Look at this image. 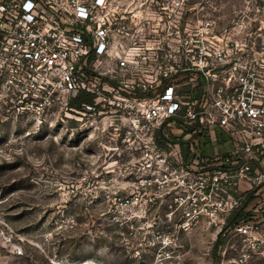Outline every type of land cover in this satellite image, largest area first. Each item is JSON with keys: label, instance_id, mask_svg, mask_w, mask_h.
<instances>
[{"label": "built area", "instance_id": "built-area-1", "mask_svg": "<svg viewBox=\"0 0 264 264\" xmlns=\"http://www.w3.org/2000/svg\"><path fill=\"white\" fill-rule=\"evenodd\" d=\"M202 0H0V103L60 112L132 173L205 219L240 259H264V11L226 18ZM89 93L91 101H71ZM215 133L224 153L203 151ZM139 173V175L137 174ZM142 181V180H141ZM173 205V204H172Z\"/></svg>", "mask_w": 264, "mask_h": 264}, {"label": "rangeland", "instance_id": "rangeland-1", "mask_svg": "<svg viewBox=\"0 0 264 264\" xmlns=\"http://www.w3.org/2000/svg\"><path fill=\"white\" fill-rule=\"evenodd\" d=\"M202 1L226 18L264 11V0ZM67 112L0 103V264H264L240 259L235 221L181 227L173 194L132 173L130 145L99 142ZM225 137L203 151L226 152Z\"/></svg>", "mask_w": 264, "mask_h": 264}, {"label": "trees", "instance_id": "trees-1", "mask_svg": "<svg viewBox=\"0 0 264 264\" xmlns=\"http://www.w3.org/2000/svg\"><path fill=\"white\" fill-rule=\"evenodd\" d=\"M92 100V96L89 93H81L79 94L78 97L74 98L71 103L74 106H80L82 101H91ZM242 210H236L232 217L230 218L229 222H233L236 221L238 218H240L242 216ZM222 242V238L219 237V240L217 241V246Z\"/></svg>", "mask_w": 264, "mask_h": 264}]
</instances>
